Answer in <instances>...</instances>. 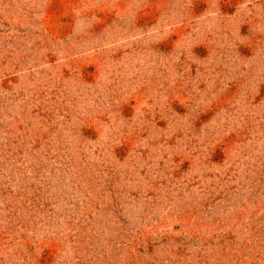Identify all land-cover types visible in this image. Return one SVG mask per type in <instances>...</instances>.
I'll use <instances>...</instances> for the list:
<instances>
[{"label":"rangeland","instance_id":"374dc122","mask_svg":"<svg viewBox=\"0 0 264 264\" xmlns=\"http://www.w3.org/2000/svg\"><path fill=\"white\" fill-rule=\"evenodd\" d=\"M0 264H264V0H0Z\"/></svg>","mask_w":264,"mask_h":264}]
</instances>
